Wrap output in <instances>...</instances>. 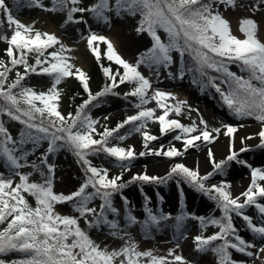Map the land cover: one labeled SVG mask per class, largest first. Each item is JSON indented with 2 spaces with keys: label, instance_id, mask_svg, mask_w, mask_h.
<instances>
[{
  "label": "snow or ice",
  "instance_id": "1",
  "mask_svg": "<svg viewBox=\"0 0 264 264\" xmlns=\"http://www.w3.org/2000/svg\"><path fill=\"white\" fill-rule=\"evenodd\" d=\"M80 3L81 0H53L49 8L42 0H35L41 8L65 12L64 23L87 25L81 39L86 41L96 60L100 62L107 58L117 65L112 68L111 64L100 63L105 83L95 92L89 86L87 72L73 62L74 45L66 43L55 32L34 27L36 21L23 23L13 15L6 0H0V12L11 29L10 35L0 36L6 42L5 55L0 57V157L8 167L7 175L0 172V223H3L0 227V264H196L176 252L180 248L179 240L165 255L157 254L152 248L141 250L127 229L139 223L146 233L151 232L153 226L160 227V222L169 220L173 214L162 210L154 212L147 203L150 198L145 197L146 216L139 220L127 207L128 198L124 196L125 223L122 225L117 219L120 210L113 203V193L125 187L122 173L109 175L107 167L97 166L89 159L90 154L103 152L115 158V162L126 170L137 155L143 156L145 152L166 157L182 155V150L174 144L149 146V141L155 140L156 135L148 130L141 131L147 129L149 120L159 123L161 135L179 129L172 138L183 141V150L198 146L194 142L216 140L223 129V134L229 137L227 154L216 159L209 148L207 154L213 167L203 174L198 165L193 168L183 162H174L163 176L137 172L128 182L166 183L173 177L177 185L181 181L187 182L215 201L220 215L202 216L182 211L175 217L178 236L186 235L184 221L193 217L204 230L208 225L218 228L211 234L202 231L194 236L198 252L211 250L218 264H249L232 257L230 249H235L248 257L260 256L264 264V255H261L264 253V203L257 199L264 198V183H261L264 166H253L237 155L256 145L264 147V40L258 38V30L264 27V16L259 21L254 18L255 13H264V0H255L251 9L253 15L240 19L242 37L233 33L229 19L221 10L222 6L245 7L238 5L237 0H114V4L113 0H94L86 6H80ZM113 12L116 16H138L135 31L150 37V45L138 53L135 61L125 58L107 35L93 29L92 21L111 26ZM87 13L91 16L83 15ZM3 24L4 20L0 19V28ZM160 29L166 33V38L162 37ZM101 43L106 47H101ZM30 53L34 54L31 62ZM174 53L180 58L178 73L172 71V66L177 63ZM185 54L191 60L190 65L185 62ZM230 61L239 64L241 74L227 67ZM141 65L149 69L150 75L141 71ZM161 69L167 70L166 79L173 80H182L186 73H192V82L202 89L213 87L233 115L254 117L259 121L258 131L249 132L247 136H256V144L244 143L246 137L242 135L240 145L234 147L233 134L239 126L233 123L210 127L202 115L199 125L195 120L182 123L180 119L170 117V113L178 116L192 105L186 99H180L177 92L158 84L154 86L150 76L159 80ZM10 70L15 72L11 79ZM209 70L221 75L212 76ZM29 73L47 74L51 86L46 90H35L26 85L24 78ZM66 77H76L86 93V98L75 105L74 111L67 113L61 110L62 95L58 87ZM124 82L130 85L127 91L115 92L116 86ZM108 93L135 97L133 104L137 110L125 115L114 127L105 125L101 131L97 127L101 118L93 117L90 108ZM153 100L155 106H146ZM195 110L199 112V109ZM4 116L24 125L18 140L5 126ZM103 119L107 120L108 116ZM129 124L132 131L141 132L144 150L137 152L135 145L125 147L111 142L113 138L122 141L130 135V132L117 133L123 125ZM43 141H47L46 150L41 151L36 161L29 160V155L35 153ZM29 142L32 148L25 150L24 145ZM61 148L70 149L83 167L82 182L67 193L54 190L56 165L49 161L48 155ZM232 161L246 165L251 172L250 182L237 194H233L232 182L228 179H219L217 183L209 181L217 173L226 174ZM25 166L38 171L39 179H31L32 172L19 171ZM26 194L35 198V205L29 202ZM97 198L100 200L98 207L92 203ZM64 202L78 215L58 212L56 205ZM250 204L261 214L258 222L244 212ZM233 212L243 218L252 233L251 238L246 239L238 233ZM81 218L88 227L107 226L110 234L118 236L123 243L119 247L101 246L81 227ZM257 248L258 251H253ZM9 251L17 253V257L12 260L2 258Z\"/></svg>",
  "mask_w": 264,
  "mask_h": 264
},
{
  "label": "rangeland",
  "instance_id": "2",
  "mask_svg": "<svg viewBox=\"0 0 264 264\" xmlns=\"http://www.w3.org/2000/svg\"><path fill=\"white\" fill-rule=\"evenodd\" d=\"M42 2L49 6L51 0H42ZM94 0H81L80 6H86ZM9 7L12 9L13 15L19 18L23 23H32L36 21L34 27L44 31H52L60 35L62 40L68 44L74 45L72 49V55L75 57L74 63L83 69L89 71L92 68L93 54L88 49L86 41L81 39V33L87 31V25L77 24L73 22L64 23L65 12L61 11H49L45 8L35 4V0L30 4L23 5L19 9H13L12 0H6ZM114 4V0H113ZM238 5H244L245 7L231 6L223 7L222 13L230 21L233 33L238 36H243V33L239 30V21L243 16L253 15L251 9L255 5V0H237ZM77 15H81L77 13ZM91 16L90 13L83 14ZM113 22L111 26L105 25L102 21H92L93 29L107 35L113 40L118 51L130 61H135L138 58V53L145 47L150 45V37L146 33H137L135 27L138 23V16L123 15L116 16L112 13ZM264 16V13L257 12L254 14V18L258 21ZM3 17L4 24L0 28V36L10 34L11 29L7 25L6 17ZM162 37L166 38V33L163 29L159 30ZM258 38L264 40V27L258 30ZM117 40V44L115 43ZM6 47V42L0 39V57L4 56L3 49ZM101 47H106L101 43ZM177 63L172 66V71L178 73L179 69V55L174 53ZM186 57V54H185ZM103 61H108L107 58H102ZM110 62V61H109ZM112 68H116L115 62ZM227 67L232 71L240 73L239 64L235 62H228ZM141 71L145 75H150L149 69L145 65H141ZM162 75L159 80L155 76H150L153 80L154 86L157 84L161 88H174L187 93L186 100L188 104L192 105L191 109L185 108L184 111L178 116L170 113L169 116L172 118H178L182 123H191L193 120L199 125V117L202 115L205 120L208 121L210 127H219L221 123H233L238 125L237 131L233 134L234 147L240 145V136H245L244 143L256 144L257 137H248L249 132H257L259 127V121L254 117H237L225 107V104L219 97V93L209 86L203 89L192 82L193 77L190 73H186L185 77L180 80H173L171 78H165L167 74L166 69H161ZM15 73L10 72V77ZM247 75V73H243ZM102 82H105V77L102 70L97 74L96 84L94 88L97 90L102 86ZM219 82V80H217ZM39 89L46 90L47 87L51 86V78L44 77L37 81ZM61 89L62 99L60 101L61 110L65 113L71 111V108L67 104V92L72 87V78L66 77L58 85ZM130 85L124 82L121 85H117L114 89L115 92H126ZM36 90V89H35ZM219 99V100H218ZM135 97L128 96L125 98L122 95H114L113 93L105 94L99 98V103L90 108L93 117H100L97 127L102 129L105 125L116 122L120 117L128 114H132L137 109L135 108L133 101ZM220 101V103H219ZM146 106H155V101H150ZM195 109H199L197 112ZM159 111V110H158ZM108 116L107 120L103 117ZM4 124L9 128L14 139H19V133L24 128V125L14 119H10L7 116L3 117ZM151 133L156 135V139L149 141V146L159 147L160 144H164L168 147L170 144H174L177 148L182 150V155L177 157H166L155 153H147L145 155H137L131 162L130 166L126 169L128 178L137 172L147 171L150 175L163 176L169 167L174 162H183L189 167L199 166L201 174L212 170L211 158L208 156V149L213 150V154L216 159H221L227 154L224 152L221 143H225L228 146L229 137L223 134L217 136V139L211 142L198 141L194 142V145L189 146L187 150H183V141L174 140L172 137L175 133L179 132V129H174L170 132H165L163 135L159 133V123L156 121H147V129ZM126 132H130L124 140L118 141L116 138L112 139V143H120L122 146L135 145V151L139 152L144 150L145 145L143 144V137L141 132L132 131L131 128H127V131L121 133L124 135ZM215 134V133H214ZM47 141L41 142V145L37 147L35 153H31L28 157L29 160L36 161L40 157L41 151L46 150ZM222 149L218 151V149ZM25 150L32 148V144L26 143L24 145ZM49 161L56 165L54 181V190L64 191L65 193L74 190L83 178V167L78 162L76 155L68 148H61L55 153H49ZM238 157L248 160L253 166H264V147L256 145L251 149H245L243 152L237 154ZM89 159L97 166L103 165L109 169V175H118L122 169L118 163L115 162V158L109 156L106 153L90 154ZM19 171L32 172L31 179H39V172L32 169L30 166H25ZM0 172H4L5 175L8 173V167L6 161L0 157ZM219 179H228L231 183V190L233 194H237L246 188L247 184L251 179L250 169L246 165H242L232 161L230 166L226 170V174L221 175L219 173L209 178L210 182L217 183ZM18 180V177H17ZM264 183V181H261ZM182 189V191H181ZM128 198L129 209L132 214L136 215L139 220H143L146 216L145 213V197H148V206L152 208L154 212L162 210L165 213L171 212L173 215L167 221H161L160 227H152L151 232H145L142 226L137 223L130 226L127 230L132 238L137 242L138 247L141 250L152 248L157 254L165 255L169 248H174L177 240L180 242V248L176 249L177 253L183 254L184 256L192 259L196 264H218L215 253L211 250L206 252H198L195 249L194 236L200 232H205L201 228L200 223L193 217H187L184 221V228L186 235L184 237L178 236L175 232V217L180 214V210L184 208L187 212H193L197 215L207 216L209 214L220 215V210L216 206L215 201L211 200L207 195L198 191L196 188L188 184L187 182L181 181L180 185H177L176 179L173 178L167 184H160L158 186L148 183H133L122 192L113 195V203L120 210L118 216L119 222L123 225L124 220V207L122 202L125 203L123 197ZM27 199L33 205H35V198L30 194H26ZM258 201L264 203V198L257 197ZM96 206L99 205L100 200L97 198L92 202ZM56 210L62 214H74L78 215L71 210V206L67 203H60L56 205ZM244 212L253 217L254 222H258L261 218V214L258 212L255 205H248L244 208ZM233 223L236 225L238 233L244 236L246 239L252 237V233L243 222V218L237 213L233 212ZM80 225L88 231V234L99 243L101 246L104 244L109 247H119L123 241L118 236L110 234V230L107 226L103 227H88L86 221L81 218ZM216 225H208V231H215ZM259 249H253L258 251ZM231 255L235 259H241L249 262V264H262L260 256L248 257L245 253H240L235 249H230ZM261 255H264L262 253Z\"/></svg>",
  "mask_w": 264,
  "mask_h": 264
},
{
  "label": "trees",
  "instance_id": "3",
  "mask_svg": "<svg viewBox=\"0 0 264 264\" xmlns=\"http://www.w3.org/2000/svg\"><path fill=\"white\" fill-rule=\"evenodd\" d=\"M52 2H53V0H51V4H52ZM29 3H31L30 0H12L13 8H15V9H19L22 5L29 4ZM51 4H50L49 8L51 7ZM2 15H3V13L0 12V19H3ZM41 31H43V30H41ZM33 57H34V54L30 53L29 54V62H31V60L33 59ZM224 59H227V58H224ZM185 62L188 63L189 65L191 64V60L188 57V55L186 56ZM100 63H104V62L102 60L100 62H98L96 60L95 56L93 55L92 68L89 71H86L84 69L87 72L88 76H89V86H90L91 90L94 91V92L97 91V88L96 87L94 88V84H96L97 74L101 70ZM104 64H110V63L108 62V63H104ZM21 70H23V69L21 68ZM10 72L15 73L14 70H10ZM10 72H9V77H10ZM209 72H210V74L212 76L219 77L221 75L220 73L216 72L215 70H209ZM44 77H49V76H47V74L29 73L24 78V83L26 85L33 86L37 90V89H39V86L37 84V81L40 78H44ZM70 78H72V87L67 92V104L71 108V111H74L75 105L78 104V103H80V101L82 99L86 98V93H84L83 86H82V84L80 83V81L76 77H70ZM104 83L105 82H102V86H103ZM124 117L125 116L120 117L117 121L122 120ZM10 119H12V118H10ZM116 122L111 123L110 125H108V127H114V125H115ZM127 128H131L130 124L129 125H123L121 129H118L117 130V133L120 135L121 133H124L125 131H127ZM100 130L102 131L103 128L100 129ZM121 173H122L121 180L124 181V182H126L124 188H126L128 185H130V184H132L134 182H136V183L137 182L138 183L139 182H142V181H139V180L128 182L129 179L127 178L126 171H122L118 175H120ZM173 178H175V177H173ZM145 182H147V181H145ZM147 183L153 184V185L164 184V183H154V182H147ZM124 188H122L120 191H118V193L121 192ZM127 207H130V206L127 205ZM117 219H118V217H117ZM2 226H3V223H0V227H2ZM204 234H211V232H204ZM16 257H17V253H15L14 251H9L7 253H4L3 256H2V258L6 259V260H12V259H14Z\"/></svg>",
  "mask_w": 264,
  "mask_h": 264
},
{
  "label": "bare ground",
  "instance_id": "4",
  "mask_svg": "<svg viewBox=\"0 0 264 264\" xmlns=\"http://www.w3.org/2000/svg\"><path fill=\"white\" fill-rule=\"evenodd\" d=\"M115 41H116L115 43L117 44L118 42H117L116 39H115ZM166 89H167V90H173V91L177 92V93L179 94V98H180V99H185L186 96H187V93H185V92H183V91H180V90H178V89H175V87L172 88V89H170V88H166ZM221 146H222L223 151L226 152L227 149H228L227 144H225V143L223 142V143L220 144V147H221ZM220 147H219L218 151L222 150V149H220ZM195 167H197V166H194V168H195Z\"/></svg>",
  "mask_w": 264,
  "mask_h": 264
}]
</instances>
